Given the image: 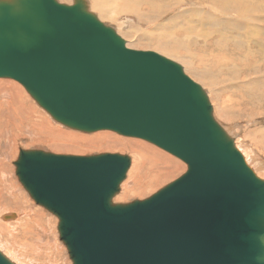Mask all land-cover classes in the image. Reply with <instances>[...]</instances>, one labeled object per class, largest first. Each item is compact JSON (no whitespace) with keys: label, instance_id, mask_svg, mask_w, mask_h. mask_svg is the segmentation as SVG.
<instances>
[{"label":"water","instance_id":"water-1","mask_svg":"<svg viewBox=\"0 0 264 264\" xmlns=\"http://www.w3.org/2000/svg\"><path fill=\"white\" fill-rule=\"evenodd\" d=\"M0 78L69 128L144 139L187 164L151 196L118 203L130 155L20 149L16 175L58 217L73 264H233L225 249L244 231L245 177L264 178L179 62L128 46L86 0H0Z\"/></svg>","mask_w":264,"mask_h":264},{"label":"rangeland","instance_id":"rangeland-1","mask_svg":"<svg viewBox=\"0 0 264 264\" xmlns=\"http://www.w3.org/2000/svg\"><path fill=\"white\" fill-rule=\"evenodd\" d=\"M60 1L68 4L74 2V0ZM91 2L92 1L89 0V5H91ZM167 2L168 3L164 4L165 17L159 18L157 15L150 14L147 8L149 6L147 2L146 5H144V3L140 5L141 7L138 10L139 13L141 12L140 14H138L137 11L134 12V10H132L133 12H128L127 10L125 13L113 14L114 17H110L109 15H100V17L102 16V21L113 26L118 31V33L126 40L128 46L136 49L154 50L179 62L183 66L185 72L201 84L206 90L214 107L215 117L225 128L227 127V129H230L228 130L229 133L234 137L237 147L245 155L248 163H251L250 165L254 168L257 174L264 178V13L258 12V14L254 15L246 22L243 19H240L238 14L234 11H231L229 13L230 15L224 14L227 11L224 10L225 7H222V0H167ZM178 5L181 7L183 6L185 16L177 14ZM199 8L204 10V16L213 17L212 14H214V17L226 18L225 21L229 24L221 25L216 29L232 32L238 40L229 42L226 46L221 47L220 43H218L219 35L217 33L211 35L209 33L210 31L207 30L211 28L205 23L204 36L198 34L199 29H195V33L188 35L190 36V40L185 39L184 37L187 36V31L186 29L183 31L180 29L181 27L186 26L189 16L193 20L196 19L195 22L192 21L195 23V27H199V24L196 22L198 19L196 12ZM143 13H145L147 17ZM235 16H237L238 19L235 18ZM148 17L149 19H147ZM234 20H238V23L239 21L245 23L242 25L243 28L238 29L234 25H231L232 23H237L233 22ZM184 21L186 23H184ZM192 21L191 24H194ZM256 28L258 34H256L255 37L257 39L253 40L250 38L248 32L250 29L256 31ZM166 34L168 36H165ZM159 37L160 39L163 38V41L160 40ZM178 38L180 42H176ZM159 42L169 43V45L174 47L173 51L175 52L162 50V46L159 45ZM170 43H175V46ZM186 62L187 64L185 65ZM9 79L10 78H0V81L8 80V82H11L13 80L12 82L17 83L18 86L21 85L20 87L22 90H25L22 95L28 99V101L26 99L23 101L27 105H33L34 108L36 107L35 110L38 111H36L37 115L41 116L43 120L46 119L44 130H37L36 120L26 121V119H22V116L18 114L20 113V110H12V105L14 107L12 93L15 94L16 91L14 92L11 88L8 89V86H0V160H3L5 156L7 157H5L6 159H4L3 162L0 161V166L4 164L2 165V168L0 167V182H3L0 183V250L16 264H73L66 245L60 239L58 217L49 212L43 206L36 204L16 175V166L14 162L18 159L20 149L56 150L55 153L62 152L61 154L74 153L79 155H91L103 152H118L130 155L132 157V164L128 176L124 181L125 183L123 182L121 185L119 193L122 194L118 193L116 195L117 197L115 196L114 198V201L118 203H127L135 199L147 198L178 178L187 170V164L175 155L168 153L171 156L170 158H174L172 162H169L156 154L155 151L152 152L155 155L150 154L151 150L147 147L151 145H154L151 146L153 148L155 147L158 150L161 149V151L165 153L167 152L162 148H158V146L153 143H150L151 145H149L148 141L147 144H145L146 140L144 141V139L136 137L131 138L124 136V138L128 137L129 140L130 138L139 140L141 145L126 144L124 146H112L113 148L107 147L106 144H104L106 138H102L101 140L97 139L98 141L96 142H94L96 139L91 138L89 142L85 139L82 142L79 139H76L79 141L77 143L74 138L68 137L67 135H61L59 138L62 140L57 139L58 134L55 135L54 130H60L63 132L66 130L89 137H93L96 134L105 131L101 130L91 133L82 132L57 122L48 112L39 106L36 100L27 92L26 88L21 83L14 79ZM6 88L8 91L5 90ZM9 91L12 93L9 94ZM3 95L8 98L4 99ZM14 114H17V116ZM12 117L16 120H12ZM15 124H17V126H15ZM46 127L49 131H47V129L45 130ZM51 128L54 129L52 132L50 130ZM40 131L44 133L39 135L37 132ZM45 132L49 133L46 134ZM108 132L114 134V131ZM51 134H53V136ZM47 135L48 137L46 139ZM54 135L58 142H60L59 144L57 140L54 139ZM115 135L119 137L122 136L123 138V135L116 134V132ZM67 137L70 139H67ZM50 141H52V143H50ZM108 142L111 143V141ZM3 145H7V147ZM54 146H57L58 149ZM63 151H66L67 153ZM257 156H259V158ZM252 157H257L253 163L251 161ZM4 161L8 166L5 165ZM151 166L154 167L152 168ZM155 176L156 178H153ZM2 177H4V179ZM131 177L133 179H131ZM15 181L16 185L11 184ZM9 184L11 186H9ZM5 186H7L6 189L8 188V190L5 189ZM11 187L14 189L13 191L10 189ZM116 199L120 201H116ZM2 211H4V213ZM11 213H15L16 216H5ZM36 213H38L40 217L38 220L34 219ZM43 229H47L46 233L42 232ZM37 230L43 234L39 235L40 233H38ZM28 234L31 235L29 236ZM53 239L56 240L55 243H51V240L53 241ZM24 240L28 242L26 243Z\"/></svg>","mask_w":264,"mask_h":264},{"label":"bare ground","instance_id":"bare-ground-1","mask_svg":"<svg viewBox=\"0 0 264 264\" xmlns=\"http://www.w3.org/2000/svg\"><path fill=\"white\" fill-rule=\"evenodd\" d=\"M60 1V0H59ZM87 1V3H88V6H89V9L91 10V11H93L94 13H96L97 14V16L101 19V17H100V15H103V16H113V14H115V13H125V11H127L128 10V12L130 11H132V10H134V12L135 11H137L138 12V10L140 9V5H142L143 3H144V5H146V2L148 3V10H149V12H150V14H153V15H157V17H165V6H164V4H166V3H168L167 2V0H91L92 2H91V5H89V0H86ZM223 1V4H222V7H225L224 8V10H226L227 12L226 13H224V14H228V15H230L229 13L231 12V11H234V12H236V14H238V17L240 18V19H243L244 21H248L249 19H251L254 15H256V14H258V12H261V13H264V0H222ZM173 2V1H172ZM181 2V1H180ZM174 3V2H173ZM174 5V4H173ZM202 6V5H201ZM92 9H91V8ZM145 8V7H144ZM196 8V7H195ZM178 12H177V14H180V16H185V11H184V9H183V6L181 7V6H179L178 5ZM144 10V9H143ZM167 10H168V8H167ZM166 10V11H167ZM195 10V9H194ZM96 11V12H95ZM142 11V10H141ZM127 12V13H128ZM133 12V11H132ZM149 12H147V13H149ZM169 12V11H168ZM233 12V13H234ZM141 13V12H140ZM139 12H138V14H140ZM137 14V13H136ZM144 15H146L145 13H143ZM150 14H149V17H150ZM166 14H167V12H166ZM206 14V13H205ZM143 15V16H144ZM196 15H197V23L199 24V27H195V20L196 19H192L190 16H189V19L187 20V24H186V26H184V27H181V29L180 30H184V29H186V34H187V36H185L184 38L185 39H189L190 40V36H188L189 34H193V33H195V29H199V35H202V36H204V23L206 24V25H209L210 26V28L211 29H207V30H209L210 32V34L211 35H213L214 33H217L218 35H219V37H218V43H220V46L221 47H224V46H226L229 42H232V41H234V40H238L237 39V37L232 33V32H228V31H222V30H217L216 28H218L219 26H221V25H227V23H226V21H225V19L226 18H224V17H214V14H212L213 15V17H211V16H204V10L203 9H201V8H199L198 10H197V12H196ZM235 15V14H234ZM194 16V15H193ZM217 16V15H216ZM114 17V16H113ZM146 17H147V15H146ZM149 17L147 18V19H149ZM140 18H141V16H140ZM194 18V17H193ZM235 18H237V16H235ZM142 19V18H141ZM180 19V18H179ZM238 19V18H237ZM239 19V20H240ZM102 20V19H101ZM107 20H108V18H107ZM171 20V19H170ZM194 22H193V21ZM233 20V19H232ZM191 21L194 23V24H191ZM238 21V20H237ZM237 21H233V22H237ZM176 23V22H175ZM184 23H186L185 21H184ZM232 23V22H231ZM229 24V23H228ZM245 23H241L240 21H239V23L237 22V23H232L231 25H234L235 27H237L238 29H241V28H243V26L242 25H244ZM163 27V26H162ZM170 27V26H169ZM172 28H174V27H172ZM255 29V28H254ZM182 33V32H181ZM248 34H249V36H250V38L251 39H253V40H256L257 38L255 37V35L256 34H258V31H257V28H256V31L255 30H253V29H250L249 30V32H248ZM264 34V33H263ZM174 35V34H173ZM172 35V36H173ZM165 36H168L167 34L165 35ZM177 37V36H176ZM165 38H167V37H165ZM164 38V39H165ZM159 39H160V37H159ZM163 39V38H162ZM162 39H160V40H162ZM169 40V39H168ZM174 40H176V39H174ZM163 41V40H162ZM170 41V40H169ZM165 42V41H164ZM172 42V41H171ZM175 42V41H174ZM176 42H180V40H179V38L176 40ZM170 44H173V43H170ZM175 44V43H174ZM173 44V45H174ZM159 45L160 46H162V50H169V51H172V52H175V51H173L174 50V47L172 46V45H169V43L167 44V43H161V42H159ZM175 46V45H174ZM246 60V59H245ZM187 64V62L185 63V65ZM193 64V63H192ZM194 65V64H193ZM7 79V78H6ZM10 80V79H9ZM13 81V80H12ZM8 82V80L7 81H0V86H2V85H4L3 87H7L8 86V89L9 88H11L12 90H14V92H15V94L14 93H12L11 91H9V94H11L12 93V99H14V107H13V105H12V110H20L19 112L20 113H18V114H20L21 116H22V119H26V121H28V120H36V129L37 130H40L41 129V131H43L44 130V123H46V119H44L43 120V118L41 117V116H39V115H37V110H35V108H34V106L32 105H27L23 100L24 99H26L23 95H22V93H23V91L25 92V90H22V88L20 87V86H18L17 85V83H14V82ZM10 83V84H9ZM5 90H7V88L5 89ZM8 91V90H7ZM28 92V91H27ZM29 93V92H28ZM24 94V93H23ZM26 95V94H25ZM3 97H4V99H7L8 97H5L4 95H3ZM27 101H28V99H26ZM30 106V107H29ZM40 106V105H39ZM37 111V112H36ZM40 114V113H39ZM15 115V114H14ZM13 115V116H14ZM37 115V116H36ZM15 116H17V114L15 115ZM36 116V117H35ZM44 117V116H43ZM16 120L14 117H12V120ZM17 119H18V117H17ZM20 120V119H19ZM12 123H16V122H12ZM25 123V122H24ZM13 125V124H12ZM12 125H11V127H12ZM15 126H17V124H15ZM32 130H34L33 128H31ZM47 129V127L45 128V130ZM226 129H227V127H226ZM51 130V132L54 130V129H50ZM227 130H230V129H227ZM35 131V130H34ZM37 132V133H39V135H42L44 132ZM47 131H49L48 129H47ZM46 131V132H47ZM55 131V135L56 134H58L57 135V139H60L59 137H61V135H67L68 137H71V138H74L75 140L76 139H79L81 142L85 139V140H87L88 142L90 141V138L91 139H96V140H94V142H96V141H98V140H101L102 138H106V140H105V142H104V144H106V146L107 147H110V148H113V147H117L118 145H122V146H124V145H126V144H129V145H141V142L139 141V140H135V139H131V138H134V137H131L130 138V140H129V138L127 137V138H124V136H123V138H122V136L121 137H119V136H116L115 135V132H113L114 134H112L111 132H108V131H110V130H102V131H105V132H102V133H99V134H96L95 136H93V137H89V136H85V135H79V134H75V133H72V132H70V131H66V130H64V132L63 131H56V130H54ZM101 131V130H100ZM45 132V133H46ZM97 132V131H96ZM229 132V131H228ZM41 133V134H40ZM49 133V132H48ZM48 133H46V134H48ZM80 133V132H79ZM117 134V133H116ZM52 136H53V134H51ZM55 135H54V137H55ZM60 135V136H59ZM47 137H48V135L46 136V139H47ZM67 137V139H70V138H68ZM43 138H45V137H43ZM66 138V137H65ZM54 139H56V137L54 138ZM56 139V140H57ZM98 139V140H97ZM60 140H62V139H60ZM54 141V140H53ZM65 141V140H64ZM108 141H111V143H109ZM145 141V140H144ZM38 142V141H37ZM57 142H58V140H57ZM67 142V141H66ZM74 142V141H73ZM72 142V143H73ZM77 142H79V141H77L76 140V143ZM36 143V142H35ZM50 143H52V141H50ZM60 142H58V144H59ZM145 143V142H144ZM149 143V145H151L150 144V142H148ZM57 144V143H56ZM61 144H63V143H61ZM145 144H147V141H146V143ZM145 144H144V146H145ZM53 145V144H52ZM52 145H51V147H52ZM65 145V144H64ZM67 145V144H66ZM68 145H71V144H68ZM77 145V144H76ZM3 146H5V145H3ZM59 147H61L60 145H58ZM82 146V145H81ZM84 146V145H83ZM113 146V147H112ZM143 146V145H142ZM143 146V147H144ZM151 146H154V145H151ZM151 146H149V147H147V145H146V147L148 148V149H150L151 150V153L150 154H154V153H152L153 151H155V153L156 154H158V155H160V157H162L163 159H165L166 161H169V162H172L173 161V159L174 158H170L171 156L168 154L169 152H167L166 150H164V151H166L167 153H165V152H163V151H161V149H157V148H153V147H151ZM5 147H7V145L5 146ZM4 147V148H5ZM9 147V146H8ZM54 147H56V149H58L57 148V146H54ZM64 147V146H63ZM66 147V146H65ZM68 147V146H67ZM72 147V146H71ZM74 147H75V145H74ZM74 147H73V149H74ZM145 147V148H146ZM70 148V147H69ZM77 148H78V146H77ZM132 148H133V146H132ZM135 148V147H134ZM146 148V149H147ZM158 148H160V147H158ZM8 149V148H7ZM51 149H53V148H51ZM65 149V148H64ZM63 149V150H64ZM67 149V148H66ZM72 149V150H73ZM138 149V148H137ZM139 150V149H138ZM5 151H7V150H5ZM51 151H53V150H51ZM56 151V150H55ZM55 151H53V152H55ZM61 151V150H60ZM66 151H69V150H66ZM66 151H63V152H66ZM145 151V150H144ZM148 151V150H147ZM141 152V151H140ZM62 153V152H61ZM67 153V152H66ZM2 154V153H1ZM68 154V153H67ZM74 154V153H73ZM140 154V153H139ZM171 154V153H170ZM5 155H6V153H5ZM9 155V154H8ZM135 155H136V153H135ZM142 155V154H141ZM155 155V154H154ZM173 155V154H172ZM153 156V155H152ZM6 157V156H5ZM3 158V160L4 159H6V158ZM9 157V156H8ZM12 157V156H11ZM10 157V158H11ZM135 157V156H134ZM139 157H140V155H139ZM145 157V156H144ZM159 157V156H158ZM258 158H259V156H257ZM257 157H252L251 158V161H252V163L253 162H255V160L257 159ZM9 158V159H10ZM137 158H138V156H137ZM146 158V157H145ZM144 158V159H145ZM155 158V157H154ZM157 158V157H156ZM9 159H7V160H9ZM161 159V158H160ZM3 160H0V161H2L3 162ZM138 160H139V158H138ZM137 161V160H136ZM140 161V160H139ZM259 161V160H258ZM257 161V162H258ZM263 161V160H262ZM1 162V163H2ZM178 162H179V160H178ZM4 163H5V161H4ZM8 164H9V162H8ZM139 164V163H138ZM145 164V163H144ZM147 164V163H146ZM170 164V163H169ZM251 164V163H250ZM2 165H4V164H2ZM2 165L0 166L1 168H2ZM5 165L6 166H8L6 163H5ZM141 165V164H140ZM253 165V164H252ZM264 165V164H263ZM144 166V165H143ZM150 166V165H149ZM10 168H11V166H9ZM147 167V166H146ZM152 168L154 167V166H151ZM150 167V168H151ZM3 168H4V166H3ZM7 168V167H6ZM144 168H145V166H144ZM143 168V169H144ZM260 168V167H259ZM8 170H10L9 168H7ZM12 169V168H11ZM8 170H7V173H8ZM12 170H14V169H12ZM140 170V169H139ZM4 171H6V170H4ZM141 171H142V169H141ZM264 171V170H263ZM3 173V172H2ZM1 173V174H2ZM142 173V172H141ZM151 173V172H150ZM156 173V172H155ZM10 174H11V172H10ZM137 174V173H136ZM152 174V173H151ZM154 174V173H153ZM2 175H4V174H2ZM7 175V174H6ZM9 175V174H8ZM155 175V174H154ZM10 176V175H9ZM128 176V175H127ZM152 176V175H151ZM7 177V176H6ZM10 177H12V176H10ZM9 177V178H10ZM143 177H144V175H143ZM3 179H4V177H2ZM135 178V177H134ZM153 178H156V176L155 177H153ZM131 179H133L132 177H131ZM145 179V178H144ZM126 180V179H125ZM124 180V181H125ZM151 180L153 181V179L151 178ZM157 180V179H156ZM137 181V180H136ZM140 182V181H139ZM158 182V181H157ZM0 183H3V182H0ZM11 183V182H10ZM125 183V182H124ZM135 183V182H134ZM11 184H14V185H16V181L13 183H11ZM128 184V183H127ZM7 185V184H6ZM129 185V184H128ZM8 186V185H7ZM7 186H5V189H6V187ZM9 186H11L10 184H9ZM13 186V185H12ZM21 186V185H20ZM16 187H18V186H16ZM123 187V186H122ZM4 188V187H3ZM4 189V190H5ZM10 189H12V187L10 188ZM15 189H17V188H15ZM22 189V188H21ZM124 189V188H123ZM2 190V189H1ZM6 190H8V188L6 189ZM14 189H12V191H13ZM18 190V189H17ZM23 190H24V188H23ZM10 191V190H9ZM123 191V190H122ZM17 193V192H16ZM119 194H122V193H119ZM121 196V195H120ZM124 196V195H123ZM117 197V196H116ZM125 197V196H124ZM126 198V197H125ZM118 199V198H117ZM116 199V201H120V200H117ZM33 200V199H32ZM121 201H122V199H121ZM3 213H4V211H2ZM40 214H43V213H40ZM1 215V214H0ZM3 215V214H2ZM47 215V214H46ZM5 216H11V217H14V216H16V214L15 213H11V214H8V215H5ZM40 217H39V215H38V213H36V215H35V220H38ZM27 220V219H26ZM34 220V221H35ZM33 221V222H34ZM18 222V221H17ZM27 222V221H26ZM36 222V221H35ZM6 223V222H5ZM28 223V222H27ZM33 224V223H32ZM31 224V225H32ZM6 225V224H5ZM22 225V224H21ZM20 225V226H21ZM34 225H36V224H34ZM38 226V225H37ZM42 226V225H41ZM9 227V226H8ZM11 227V226H10ZM13 227H15V226H13ZM22 227V226H21ZM36 227V226H35ZM44 228V227H43ZM7 229V228H6ZM11 229V228H10ZM14 229V228H13ZM33 229H34V227H33ZM36 229V228H35ZM39 229V228H38ZM8 230V229H7ZM16 230V229H15ZM40 230V229H39ZM43 230H45V229H43ZM42 230V232L43 233H46V231H47V229L45 230V231H43ZM12 231V230H11ZM31 231V230H30ZM37 232H38V230H37ZM40 233V231L38 232V233H40L39 235H41V234H43V233ZM35 234V233H34ZM29 235V234H28ZM31 235V234H30ZM29 235V236H30ZM51 237V236H50ZM49 237V238H50ZM32 238V237H31ZM44 238V237H43ZM25 239V238H24ZM33 239H35V238H33ZM50 239H52V238H50ZM26 240H29V239H26ZM40 240V239H39ZM25 241V240H24ZM26 242V241H25ZM28 242V241H27ZM26 242V243H27ZM55 243L56 242V240L55 239H53V241L51 240V243ZM26 247V246H25ZM37 250V249H36ZM56 260V259H55ZM59 260V259H58ZM55 262V261H54ZM40 263V262H39Z\"/></svg>","mask_w":264,"mask_h":264},{"label":"clouds","instance_id":"clouds-1","mask_svg":"<svg viewBox=\"0 0 264 264\" xmlns=\"http://www.w3.org/2000/svg\"><path fill=\"white\" fill-rule=\"evenodd\" d=\"M249 202L244 231L228 244L226 254L233 264H264V181L246 176Z\"/></svg>","mask_w":264,"mask_h":264},{"label":"snow or ice","instance_id":"snow-or-ice-1","mask_svg":"<svg viewBox=\"0 0 264 264\" xmlns=\"http://www.w3.org/2000/svg\"><path fill=\"white\" fill-rule=\"evenodd\" d=\"M0 260H3V258H2V257H0Z\"/></svg>","mask_w":264,"mask_h":264}]
</instances>
